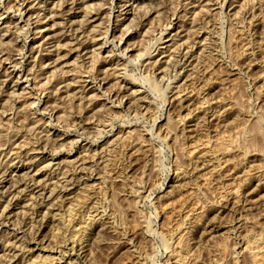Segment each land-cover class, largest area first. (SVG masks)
Here are the masks:
<instances>
[{
  "label": "rangeland",
  "instance_id": "374dc122",
  "mask_svg": "<svg viewBox=\"0 0 264 264\" xmlns=\"http://www.w3.org/2000/svg\"><path fill=\"white\" fill-rule=\"evenodd\" d=\"M263 19L0 0V264H264Z\"/></svg>",
  "mask_w": 264,
  "mask_h": 264
},
{
  "label": "bare ground",
  "instance_id": "6f19581e",
  "mask_svg": "<svg viewBox=\"0 0 264 264\" xmlns=\"http://www.w3.org/2000/svg\"><path fill=\"white\" fill-rule=\"evenodd\" d=\"M253 1H255V0H253ZM215 2V1H214ZM252 2V1H251ZM257 2V1H256ZM225 3V2H224ZM187 6V5H186ZM19 8V7H18ZM260 8V7H259ZM40 10V9H39ZM246 11V10H245ZM157 12V11H156ZM185 12V11H184ZM220 12V11H219ZM2 17H3V15H2ZM45 19V18H44ZM253 19V18H252ZM246 20V19H245ZM264 20V19H263ZM84 23V22H83ZM240 23V22H239ZM262 23V22H261ZM169 25V24H168ZM209 25V24H208ZM214 25V24H213ZM170 26V25H169ZM249 28V27H248ZM206 30V29H205ZM214 30V29H213ZM237 30V29H236ZM240 30V29H239ZM241 32V31H240ZM243 32V31H242ZM208 37V36H207ZM213 41V40H212ZM264 42V41H263ZM211 43V42H210ZM250 44V43H249ZM114 45V44H113ZM213 45V44H212ZM212 47V46H211ZM188 50V49H187ZM37 52H39V51H37ZM179 52V51H178ZM212 52V51H211ZM124 55V54H123ZM34 59V58H33ZM174 59V58H173ZM91 60V59H90ZM101 60V59H100ZM149 60V59H148ZM178 60V59H177ZM90 62V61H89ZM174 62V61H173ZM154 64V63H153ZM263 64V63H262ZM123 65V64H122ZM121 66V65H120ZM169 69V68H168ZM121 75V74H120ZM262 75V74H261ZM163 76V75H162ZM190 78V77H189ZM194 82V81H193ZM83 85V84H82ZM120 85V84H119ZM59 91V90H58ZM178 95L180 96L181 94L180 93H178ZM17 96V95H16ZM178 96V97H179ZM188 96H190V95H188ZM176 97V96H175ZM173 98V97H172ZM177 98V97H176ZM79 100V99H78ZM183 100V99H182ZM210 102H212V101H210ZM208 103V102H207ZM187 104V103H186ZM203 104V103H202ZM204 104H206V103H204ZM202 107H203V105H201ZM142 107V106H141ZM197 107V106H196ZM200 108V107H199ZM201 109V108H200ZM190 112V111H189ZM214 115V114H213ZM189 117V116H188ZM170 121V120H169ZM204 123V122H203ZM2 124V123H1ZM14 128V127H13ZM1 129V128H0ZM17 133V132H16ZM150 133V132H149ZM18 135V134H17ZM34 138V137H33ZM29 141V140H28ZM28 143V142H27ZM32 144V143H31ZM206 144V143H205ZM210 144V143H209ZM206 146V145H205ZM194 150V149H193ZM196 150V149H195ZM34 151V150H33ZM193 152V151H192ZM12 153V152H11ZM21 154V153H20ZM190 155H191V153H190ZM26 156V155H25ZM31 160V159H30ZM1 166V165H0ZM104 171V170H103ZM61 175V174H60ZM91 186V185H90ZM91 189V188H90ZM83 194H85V193H83ZM87 194V193H86ZM62 195V194H61ZM54 201V200H53ZM69 203V202H68ZM77 203V202H76ZM243 203V202H242ZM59 206H60V203H59ZM63 207V206H62ZM70 210V209H69ZM72 211V210H71ZM70 211V212H71ZM77 211V210H76ZM92 211V210H91ZM68 213H70L69 211H67ZM3 213V212H2ZM89 213V212H88ZM62 215V214H61ZM70 215V214H69ZM58 217V216H57ZM69 217V216H68ZM88 217V216H87ZM53 218V217H52ZM94 218V217H93ZM185 219V218H184ZM94 220V219H93ZM100 220V219H99ZM95 221V220H94ZM240 221V220H239ZM86 222L88 223V221L86 220ZM68 223V222H67ZM91 222L89 221V224H90ZM80 224V223H79ZM88 225V224H87ZM80 227H81V224H80ZM85 227H87V226H85ZM88 228V227H87ZM92 228V227H91ZM85 229V228H84ZM86 230V229H85ZM76 243V242H75ZM72 245V244H71ZM250 245V244H249ZM248 247V246H247ZM259 247V246H258ZM72 249V248H71ZM262 249H263V247H262ZM260 250H261V247H260ZM59 251V250H58ZM257 257V256H256ZM43 258V257H42ZM39 259V258H38ZM44 260H42L44 263L45 262H48L49 260H51V259H49L48 257H44L43 258ZM34 260V259H33ZM42 261H41V263L40 264H42ZM32 262V261H31ZM27 263V262H26ZM43 263V264H44ZM48 264H50V263H48Z\"/></svg>",
  "mask_w": 264,
  "mask_h": 264
}]
</instances>
